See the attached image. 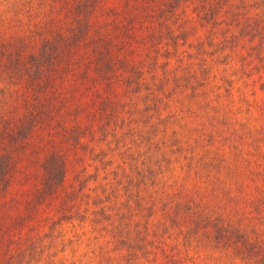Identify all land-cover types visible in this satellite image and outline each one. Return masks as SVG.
<instances>
[{
	"label": "trees",
	"instance_id": "16d2710c",
	"mask_svg": "<svg viewBox=\"0 0 264 264\" xmlns=\"http://www.w3.org/2000/svg\"><path fill=\"white\" fill-rule=\"evenodd\" d=\"M104 1L74 0L68 12V22L62 27L51 25L48 28L50 36L43 38L38 54L31 56V66L25 67L28 80L33 85L32 90L35 91L36 85L39 88L28 109L29 120L39 122L46 117L44 115L52 118L48 112L50 100L55 102L61 115L65 111L72 112V108L65 107L67 97L55 91L58 86L55 79L63 70L69 72L72 69V73H78V77L92 81L90 84L93 85L88 88L95 95L96 116L101 121L100 132L105 140L109 135L116 136L111 132L114 118L116 112H122L119 107L124 105L119 96L123 95L131 101L134 93L140 92L146 80L144 63L151 57L148 65L151 81L145 84L147 92L144 95L150 116L147 123L155 134L161 132V145L167 149H162L161 160H144L141 164L130 162L131 169L136 172L128 173L125 166L113 167V161L104 155V149L97 152L94 151L96 147L91 146L88 157L84 148L91 141L95 142L97 132L91 126L74 125L71 132L63 126L66 138H72L73 158L70 157V150L67 152L64 147L44 146L42 150L45 156L33 160L39 162V182L34 183L32 189H17L14 193V183L21 170L20 162L27 154L25 148L32 144L38 124L9 126L4 133L7 140L3 146L6 145V149L0 153V264H34L42 261L40 257L45 250L38 244L42 245L45 237L53 235L66 223L75 224L73 227L90 226L95 239L102 240L99 249L103 258L99 264H197L200 252L211 250L229 256L232 264H264V228L257 226L259 222L264 223L263 159L258 157L255 161L257 168L250 171L262 183L255 188L256 195L246 208L237 210L231 207L230 212H233L228 214L235 218L219 211L213 213L207 203L197 199L196 193L187 197L182 190H178L173 191V195L167 193L161 196L158 194L160 190L152 191L165 177L164 169H172V164L178 162V158L173 159L172 154L179 152L181 157L183 150L177 131L172 129L169 134L167 126L163 129L159 126L166 123L169 117L163 118L161 115V104L167 97V85L173 81L178 87V82L182 84L185 81L183 96L190 100L201 97L199 104L207 105L205 109L212 112L207 121L210 129L212 127V137L208 140V145L212 147L215 133L229 127L235 105L233 97L230 102L221 104H212L203 98L207 95L205 86L209 84L213 69L206 58L200 59L203 63L199 65V71L188 68L183 76L172 72L162 73V76L155 73L162 53L159 44L163 39H159L163 34V26H168L167 35L173 38L175 48L180 38L184 44L188 43L184 23L177 19L191 6L192 14H195L201 26L208 25L210 28L211 34L207 36V41L216 48L205 53L212 56V63L223 64L224 71L233 69V75H237L239 80L244 76H255L253 81H259L264 94V0H133L126 5L129 24H119L108 13L106 17L100 18V12H116L111 7L103 8ZM170 21H174L178 27L170 25ZM137 22L147 28L149 33L137 37ZM110 27L115 29L113 33ZM233 27L238 29L228 35ZM177 30L179 32L176 34ZM216 33L222 34V39L217 43ZM244 41L249 42L254 50L247 55L253 56L251 60H247L241 52ZM142 45L150 47L155 53L151 55L147 52L144 60L136 62L133 54ZM199 45L205 50V42L200 41ZM80 48L85 49V54L80 63L82 68L78 70L80 57L76 52ZM223 79V90L215 95H223L228 99L235 86H232V91L229 90L232 82L228 77ZM240 88L237 91L241 92ZM253 95L254 101L242 98L247 105L246 110L257 107L264 114V97L258 99L257 90ZM133 111L139 110L136 108ZM121 120L128 131L134 130V122L132 125L131 121L127 123L124 116ZM235 124L252 129L245 121H236ZM140 132L143 133V130ZM251 132L261 134L260 138L263 139L262 131L257 128ZM235 144L238 149L240 143ZM228 148L230 146L224 144L212 160L184 155L185 159L189 158L186 164L187 175L199 174L197 167L205 171L211 166H221L225 162V151ZM257 148L262 149L261 145H257ZM238 151V161L248 167L252 163L248 159L249 152H245L244 148ZM92 164L97 175L87 172ZM119 169L122 171L119 172ZM71 172L76 173L74 182L69 181ZM102 172L103 180L107 181L92 188L91 180L99 182ZM110 174H114L118 186H114L113 181L108 179ZM125 181L123 188L126 198L120 200L117 190ZM91 191L95 192L94 196ZM158 211H161L160 216ZM154 214L157 221L151 220ZM46 225L52 232L41 230ZM79 239H72L70 243Z\"/></svg>",
	"mask_w": 264,
	"mask_h": 264
},
{
	"label": "rangeland",
	"instance_id": "374dc122",
	"mask_svg": "<svg viewBox=\"0 0 264 264\" xmlns=\"http://www.w3.org/2000/svg\"><path fill=\"white\" fill-rule=\"evenodd\" d=\"M131 2L133 0H106L103 3V8L111 7L116 12L111 10L104 13L100 12L99 16L103 18L108 13L111 18L117 19L119 24L126 22L129 24L130 16L125 11L126 7H128L126 5ZM73 4L74 0H0V153L6 149V145L3 146V142L5 141L6 144L7 140V138H4V133L9 126L16 124L19 127H23L24 123L28 125L29 123L38 124L36 127L37 131L32 137V144L25 148L27 149V154L20 162L21 170L18 172L17 180L14 183V193L17 189L20 191L32 189L35 186L34 183L39 182V162L33 160L36 159L37 161L38 158L45 156L42 150L44 146H50V148L52 145L64 147L67 152L70 150V157L73 158L74 153L71 150L72 138H66V133L64 132L66 129L63 126L69 128V132H71V128L74 125L91 126L97 132L94 139L95 142L91 141L84 148V151L88 153V157L91 154V146L96 147L94 151L97 152L104 149V155L113 161L112 166H125L128 173L136 172L131 169L130 162L141 164L144 160L148 162L156 159L161 160L162 149H167V147L164 148L161 145V132L157 131L159 134H155L149 127L150 124H148L150 116L146 109L144 95L147 92L145 84L151 81V74L148 72L151 57L145 60V67L142 62L146 80L140 92L134 93L131 101L123 95L119 96L124 105L121 108L119 107L122 112H116V117L114 118L111 132L116 136L109 135L105 140V136L100 132L101 121L96 116L95 95L88 88L93 85L90 84L92 81L78 77L76 75L78 73H72V69L69 72L63 70V73L55 79L58 84L55 91L67 97L65 107L72 108V112L65 111V114L61 115L55 102L50 100L48 112L52 114V118L49 115H44L46 117L39 122H31L29 120L28 109H30V103L39 88L36 85L35 91L32 90L33 85L28 80L25 67L31 66V56L38 54L43 38L50 36L51 33L48 28L50 29L51 25L62 27L68 22V12ZM191 8V6L188 7L187 12L180 14L179 19H177V21L184 23L189 44H184V41L180 38L175 48L172 43L173 38L167 35L166 27L168 26H163V34L159 39H163V42L159 44L162 47V53L159 56L158 68L155 73L162 76V73L170 74L172 72L171 74L176 73L179 76H183L188 68L199 71L198 67L203 63L200 59L206 58L208 64L213 66V69L212 75L208 79L209 84L205 86L207 95L203 98L212 104H221L227 101L230 102L233 97L234 110H232L230 115L229 127L220 129L218 133H215V143L212 147L208 145V140L212 137V127L210 129V125L207 123L208 115L212 112L209 109H205L207 105L201 106L199 104L201 97L190 100L189 97L183 96L185 94L183 88L185 81L182 84L178 82V87L171 81L167 85V97L164 98V102L161 104L162 117L166 118L168 115L169 117H167L166 123L159 126L162 129L167 126L168 131H172V129L177 131V137L183 146L181 151L182 158L179 152L172 154L174 155L173 159L178 158V162L172 164L174 168L167 169L166 167L164 169L163 174L165 177L152 191L160 190L158 194H161V196L167 193L173 195L175 194L173 191L178 190H182L187 197L196 193L197 199L207 203L213 213L216 214L219 211L227 214L230 218H235L228 212H233H230L231 207L237 210L246 208L247 204L254 199L256 195L255 188L262 182L251 175L250 171L257 168L255 161L258 157L264 160V114L257 107L247 111V105L242 101V98L245 97L250 101H254L253 92L255 90H257L258 99H260V96L264 97V94L259 81H253L255 76L250 78L244 76L239 80L237 75H233V69L224 71L223 64L212 63V56L205 53L216 48L215 46H210L207 41V36L211 34L210 28L208 25L201 26L194 16L195 14H192ZM169 24L175 28L178 27V24H175L174 21H170ZM237 29L233 27L232 31L228 32V35H231ZM110 30L112 33L115 31L113 27H110ZM136 32L137 37H143L149 33L147 28L142 27L139 22L136 25ZM178 32L177 30L176 34ZM215 36V43L222 39L221 33H216ZM200 41L205 42V50L199 45ZM243 45L244 48L241 52H243L247 60H251L253 56L247 57L248 52H254L251 49V44L244 41ZM147 52L151 55L155 53L150 47H145L144 45L139 47L136 53L133 54L134 61L144 60L143 58L146 57ZM84 54V48L77 49L76 55L80 57L77 64L78 70L82 68L80 63L84 59ZM223 77H228L232 82L229 90L232 91V86H235L234 91L229 93L231 96L228 99L223 95H215L223 90L225 82ZM219 86H221V89H219ZM239 87H241V92L237 91ZM168 101L170 103H165ZM166 107L167 109H165ZM136 108L139 111H133ZM151 111L153 112V110ZM122 116L127 119V123L131 121L132 125L134 122L133 127L135 128L133 131H128L125 123L121 120ZM236 121H245L252 129L242 128L239 124H235ZM256 128L258 131H262L263 139L260 138L261 134L257 135L251 132ZM141 130H143V133L140 132ZM171 131L169 134H171ZM258 136L257 141L256 137ZM223 138H227V140L223 141ZM236 142L240 143L238 149L244 148L245 152H249L248 159L252 160V163H249L248 167L247 164L244 163L245 166L238 161L239 151L235 148ZM224 144L229 145L230 148L225 151V162L221 163V166H211L205 171L203 168L197 167L196 171L199 174L187 175L186 164L189 162V158L185 159L184 155L194 156L195 159L203 157L205 160H212L219 152V148L224 147ZM257 145H261L262 149H258ZM169 154H167V157H170ZM76 167L80 168L78 165ZM121 171L119 169V172ZM87 172L97 175L94 164L88 167ZM75 175L76 173L73 172L69 174L70 182L75 181ZM103 176L104 173L102 172L99 176V182L91 180L90 185L92 188L100 182L107 181L103 180ZM113 177L114 174H110L108 179L113 181L114 186H118ZM126 182L121 184L117 190L118 195L121 196L120 200L126 198L125 189L123 188ZM169 184L173 186L171 187ZM91 193L92 196L95 195L94 191H91ZM157 213L159 216L161 215L159 214L161 211ZM154 215L155 217L151 218V220L157 221L158 218L156 214ZM75 223L77 224L78 222L76 221ZM73 225L75 224L66 223L53 232V235L45 237L43 244H38L39 247H44L45 250L43 256L40 257L42 261H36L34 264H99L101 258H103V255H101L102 251L99 249L102 240L95 239V234L92 233L90 226L82 228L81 226L73 227ZM257 226L264 228V223L259 222ZM41 230L52 232L47 225L45 228L41 227ZM83 231H86V234H83ZM78 237H80V241L70 243V240ZM197 264H232V259L216 250L201 251Z\"/></svg>",
	"mask_w": 264,
	"mask_h": 264
}]
</instances>
